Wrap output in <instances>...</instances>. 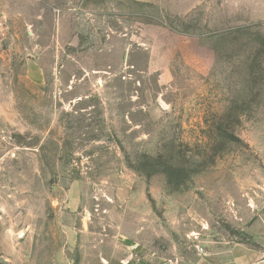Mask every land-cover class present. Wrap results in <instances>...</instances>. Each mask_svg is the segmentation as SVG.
I'll return each instance as SVG.
<instances>
[{
	"label": "rangeland",
	"instance_id": "obj_1",
	"mask_svg": "<svg viewBox=\"0 0 264 264\" xmlns=\"http://www.w3.org/2000/svg\"><path fill=\"white\" fill-rule=\"evenodd\" d=\"M257 1L0 0L7 264H191L264 229Z\"/></svg>",
	"mask_w": 264,
	"mask_h": 264
},
{
	"label": "crops",
	"instance_id": "obj_2",
	"mask_svg": "<svg viewBox=\"0 0 264 264\" xmlns=\"http://www.w3.org/2000/svg\"><path fill=\"white\" fill-rule=\"evenodd\" d=\"M257 5L258 17L264 18V0H258ZM252 235L251 242L213 241L208 248H202L191 264H264V229ZM7 259L5 254L1 255L0 264H7Z\"/></svg>",
	"mask_w": 264,
	"mask_h": 264
},
{
	"label": "water",
	"instance_id": "obj_3",
	"mask_svg": "<svg viewBox=\"0 0 264 264\" xmlns=\"http://www.w3.org/2000/svg\"><path fill=\"white\" fill-rule=\"evenodd\" d=\"M3 260V259H2ZM6 262V261H5Z\"/></svg>",
	"mask_w": 264,
	"mask_h": 264
}]
</instances>
